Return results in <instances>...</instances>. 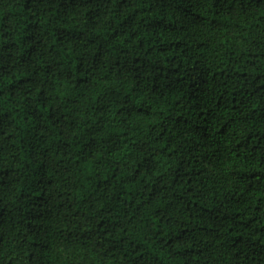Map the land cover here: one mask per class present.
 Listing matches in <instances>:
<instances>
[{
    "label": "trees",
    "instance_id": "trees-1",
    "mask_svg": "<svg viewBox=\"0 0 264 264\" xmlns=\"http://www.w3.org/2000/svg\"><path fill=\"white\" fill-rule=\"evenodd\" d=\"M0 264H264V0H0Z\"/></svg>",
    "mask_w": 264,
    "mask_h": 264
}]
</instances>
